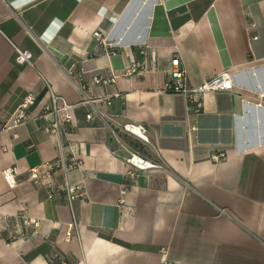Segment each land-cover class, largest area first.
I'll list each match as a JSON object with an SVG mask.
<instances>
[{
  "label": "crops",
  "instance_id": "1",
  "mask_svg": "<svg viewBox=\"0 0 264 264\" xmlns=\"http://www.w3.org/2000/svg\"><path fill=\"white\" fill-rule=\"evenodd\" d=\"M13 44L33 64L16 63ZM175 57L189 86L228 71L233 89L191 110L162 91ZM133 62L144 72L93 81ZM44 79L76 105L62 142L81 161L68 181L86 196L70 206L60 171L30 178L60 156L40 121L0 130V264H264V0H0V126L29 92L39 97L29 112L42 113ZM107 121L144 125L149 145L125 138L164 168L131 181Z\"/></svg>",
  "mask_w": 264,
  "mask_h": 264
},
{
  "label": "built area",
  "instance_id": "2",
  "mask_svg": "<svg viewBox=\"0 0 264 264\" xmlns=\"http://www.w3.org/2000/svg\"><path fill=\"white\" fill-rule=\"evenodd\" d=\"M97 37L101 36L100 32H96ZM257 38V36H254ZM15 51V62L18 64H33V55L31 51L22 49L18 45L13 44ZM172 70L170 71L169 78L164 82L162 91L165 92H178L185 95L189 103L191 110L199 112L202 109L201 96L210 91L218 90H232L234 87V79L232 73L228 71H222L216 75H213L205 79L202 83L196 86H189L187 83V70L180 63L179 57L172 59ZM74 65H71L67 70L69 76L73 74ZM145 68L141 63L133 62L123 69L120 74H113L110 77L94 76L93 81L97 84H109L115 83L117 77L131 76L139 73H143ZM47 95L50 98V103L44 105L42 113L34 117L29 108L34 105L39 97L36 93L29 92L23 99V101L16 107L10 118L7 119L1 126L0 130H15L17 127L26 124L31 120H38L42 123L43 130L49 134H55L59 139L60 156L55 160L43 161L37 165L30 167V178L37 182L43 178H50L55 172L60 171L64 178V190L67 195L70 206L78 198H84L86 196L85 190L81 185L70 184L68 181V174L76 167L81 166V161L75 156H68L64 152L63 138L67 135L73 121L72 110L76 106L69 103L63 96L57 94L51 84L44 79ZM75 86L82 91L83 86L75 84ZM88 103H92V99L87 98ZM100 117L105 119L106 114L104 112L99 113ZM90 119L92 112L87 115ZM107 127L112 132L117 142L124 146L128 155L125 157V162L128 165L126 171L127 177L134 181L139 172L152 168H164L163 163L154 161L148 158L137 146L126 142L125 137H130L138 141L142 145H149L150 139L147 134V129L144 125L138 123H124L122 125H115L109 121L106 123ZM16 136V134H15ZM223 155L215 156V160H220ZM4 180L9 187L14 188L17 184V166H9L1 171ZM128 189L126 185H121L119 206L126 208V196ZM50 198H53V193L49 194ZM23 223L25 225H37L36 221H31L27 217H24ZM71 236V232L67 237ZM60 258L61 264H68L67 260ZM163 264H169L167 259L163 260Z\"/></svg>",
  "mask_w": 264,
  "mask_h": 264
},
{
  "label": "rangeland",
  "instance_id": "3",
  "mask_svg": "<svg viewBox=\"0 0 264 264\" xmlns=\"http://www.w3.org/2000/svg\"><path fill=\"white\" fill-rule=\"evenodd\" d=\"M125 140H126V142L131 143L130 140H127L126 138H125ZM131 144H133V143H131Z\"/></svg>",
  "mask_w": 264,
  "mask_h": 264
}]
</instances>
